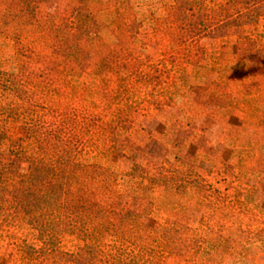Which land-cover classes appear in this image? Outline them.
Masks as SVG:
<instances>
[{"label": "rangeland", "instance_id": "obj_1", "mask_svg": "<svg viewBox=\"0 0 264 264\" xmlns=\"http://www.w3.org/2000/svg\"><path fill=\"white\" fill-rule=\"evenodd\" d=\"M175 1L85 0L105 12L97 19L101 39L87 45L81 64L31 39L30 17L14 19L22 0H0V71L16 74L34 96L57 95L56 109L34 126L27 117L3 119L0 162L25 175L31 161L48 159L55 154L48 148L66 141L78 162L106 175L95 200L112 206L117 227L94 223L82 241L53 237L65 255L82 245L124 252L177 223L188 228L184 239H195L193 250L143 264H264V0L225 28L209 15L234 7L199 0L206 30L172 25ZM70 2L35 0L31 8L42 23L63 16ZM18 36L40 55L23 56ZM33 83L38 89L30 90ZM21 242L38 244L27 223L0 230V264L15 263Z\"/></svg>", "mask_w": 264, "mask_h": 264}, {"label": "trees", "instance_id": "obj_2", "mask_svg": "<svg viewBox=\"0 0 264 264\" xmlns=\"http://www.w3.org/2000/svg\"><path fill=\"white\" fill-rule=\"evenodd\" d=\"M226 1L234 7V12L227 13L223 5H219L209 15L213 17L211 25L225 28L227 25L238 24L241 19L247 20L249 15L246 11L255 8L263 0ZM34 2L22 0L23 8L14 18L16 22H24L25 18L30 17L29 25L35 30L30 33L33 41L38 39L52 53L62 55L74 63H85L90 52L87 45L101 39L97 19L105 7L95 12L86 5L85 0H71L63 16L58 18L48 15L40 23L32 10ZM168 16L172 25L178 23L184 30H206L210 27L207 23L208 12L199 0L175 1L169 8ZM15 41L17 46L21 45L18 50L23 56L40 55L35 46H24L21 36L16 37ZM16 78V74L0 71V123L13 114L15 117H27L26 120L34 126L35 119L43 111L56 109L52 100L57 95L49 90L48 98L34 96ZM38 85L33 83L30 90L38 89ZM62 99L69 100L68 97ZM30 131L35 133L32 128ZM51 149L55 154L46 160L40 158L31 161L25 175L13 174L10 165L0 162V230L15 221H23L37 232L36 247L23 242L17 245L14 264H131L134 260L136 264L141 261L143 264L148 257L176 255L193 250L195 239H184L188 228L177 223H167L149 235L145 234V239L141 240L144 243L130 242L124 252L107 253L82 245L72 253H62L58 242L53 240L59 234H69L82 241L94 223L109 231L117 226L112 220V206L108 202L101 205L95 200L103 191L100 189H103L106 176L103 171L78 162L75 159L76 150H70L66 141L59 146H50L46 154ZM114 193L115 188L111 196ZM146 245L149 246V256L143 249ZM61 258H65L64 262H60Z\"/></svg>", "mask_w": 264, "mask_h": 264}, {"label": "crops", "instance_id": "obj_3", "mask_svg": "<svg viewBox=\"0 0 264 264\" xmlns=\"http://www.w3.org/2000/svg\"><path fill=\"white\" fill-rule=\"evenodd\" d=\"M69 1H71V0H68V2H69ZM103 12H105V11H104V10H103V11H101V13H103Z\"/></svg>", "mask_w": 264, "mask_h": 264}]
</instances>
